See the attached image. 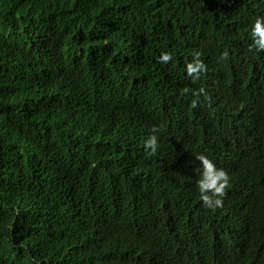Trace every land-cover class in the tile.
I'll return each mask as SVG.
<instances>
[{"label":"trees","instance_id":"obj_1","mask_svg":"<svg viewBox=\"0 0 264 264\" xmlns=\"http://www.w3.org/2000/svg\"><path fill=\"white\" fill-rule=\"evenodd\" d=\"M257 16L264 0H0V264H264ZM197 154L229 174L221 207Z\"/></svg>","mask_w":264,"mask_h":264},{"label":"clouds","instance_id":"obj_2","mask_svg":"<svg viewBox=\"0 0 264 264\" xmlns=\"http://www.w3.org/2000/svg\"><path fill=\"white\" fill-rule=\"evenodd\" d=\"M250 36L252 45L255 50L264 52V16H257L253 19L250 27ZM173 59V55L169 52H164L158 57V63L161 65L167 64ZM221 59H227V53L221 55ZM206 71V65L199 59V53L195 54L193 61L186 65V73L194 81L199 80L200 75ZM203 92L200 89L196 95L199 96ZM193 107H196L194 102ZM161 129L153 127L152 135L144 142L146 150H151L153 153L158 146L157 133ZM196 160L199 161L200 178L197 181V187L201 202L209 209L221 207L223 197L226 190L230 186L229 174L222 168H218L216 164L206 155L197 154Z\"/></svg>","mask_w":264,"mask_h":264}]
</instances>
